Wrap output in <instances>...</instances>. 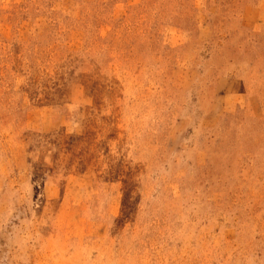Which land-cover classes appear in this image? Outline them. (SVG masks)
<instances>
[{"label":"rangeland","instance_id":"374dc122","mask_svg":"<svg viewBox=\"0 0 264 264\" xmlns=\"http://www.w3.org/2000/svg\"><path fill=\"white\" fill-rule=\"evenodd\" d=\"M0 264H264V0H0Z\"/></svg>","mask_w":264,"mask_h":264}]
</instances>
